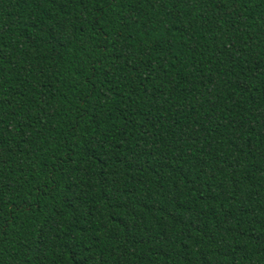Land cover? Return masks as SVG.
<instances>
[{
    "label": "trees",
    "instance_id": "16d2710c",
    "mask_svg": "<svg viewBox=\"0 0 264 264\" xmlns=\"http://www.w3.org/2000/svg\"><path fill=\"white\" fill-rule=\"evenodd\" d=\"M0 264H264V0H0Z\"/></svg>",
    "mask_w": 264,
    "mask_h": 264
}]
</instances>
